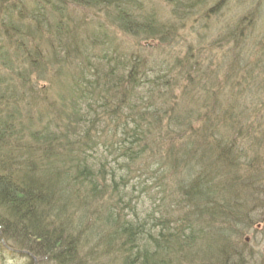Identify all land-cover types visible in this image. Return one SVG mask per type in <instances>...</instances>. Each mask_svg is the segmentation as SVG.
<instances>
[{"label":"trees","instance_id":"obj_1","mask_svg":"<svg viewBox=\"0 0 264 264\" xmlns=\"http://www.w3.org/2000/svg\"><path fill=\"white\" fill-rule=\"evenodd\" d=\"M167 1L183 24L205 3ZM137 4L0 0L1 262L264 264L245 240L264 220V64L251 57L264 37L246 35L258 11L210 43L219 55L199 31L172 55L176 30ZM95 5L144 42H81Z\"/></svg>","mask_w":264,"mask_h":264},{"label":"rangeland","instance_id":"obj_2","mask_svg":"<svg viewBox=\"0 0 264 264\" xmlns=\"http://www.w3.org/2000/svg\"><path fill=\"white\" fill-rule=\"evenodd\" d=\"M136 1L138 3L136 6L139 7H135L134 10L140 11L142 14L141 16L145 17V14H147L155 22L162 25L165 24L164 26L166 25L173 26V28L176 30V35L167 34L168 36L175 37V39L172 37H165V40L162 43L163 46H167L171 50L172 55H176V53L183 54L188 43L197 44V39H195L192 35L199 36L196 33L198 31L201 33H205V37L202 39L203 41L200 40L202 41L200 47H202L205 50L204 53H206L207 55H210L211 53L212 54L216 53L219 55L223 51V49L219 50L220 46L218 45V41L213 43L212 46L210 45V43L216 37L226 36L229 33V30L232 28L231 27L228 29L229 24L237 21L238 19H241L244 15L246 18L247 15L250 14V12H255V9L256 11H258L257 15L255 14L254 17L256 18L257 21L252 22L250 27L248 25L249 29L247 31L248 33L246 34L247 39L249 44H254L255 42H257L258 36L261 35V37H264V0H221L220 5H217L218 0H201L205 3L203 5L200 4L201 6H198L196 8L195 13L193 15L182 20L183 22H186L185 24L178 22L177 18L173 15L171 11V6L168 4L167 0H136ZM211 7L212 10H210ZM76 11L77 13H80L82 11V8H78ZM82 15L87 16V18H89L88 21H92V23L89 24V26L83 32V35L80 36V41L85 44H88L90 41L94 43H102L104 39L102 36H107L109 37L108 40L110 41L111 46H114L117 51L118 43L121 44L122 41L126 40L127 44L130 46V48L125 46L124 49L125 48L131 49L132 47L137 48L139 45L142 44V42H144L141 41V39L139 38L141 35L135 36L133 34L131 35V33H127L121 30L118 27V16L114 14L108 16L107 9L105 8L101 9L99 5L90 7L88 10L86 9V11L82 13ZM143 19L140 18V22ZM242 23H245V21ZM85 33H91L94 34V36L87 38L85 37ZM185 36H187V40L184 38ZM155 41L156 40H154L151 43L159 44V41L158 42ZM263 45H264V41H263ZM121 50L122 47L121 49H119V51ZM167 50L168 49H166L165 51ZM257 51H258V55L262 57V59H260L261 63L264 64V49L261 48L257 50H251V57H253L254 53H257ZM94 53L96 54L97 50H94ZM161 56H163V54L160 50H157L154 53H152V57L156 58L157 60H159ZM56 61L55 60L53 61L54 67L60 64L59 61L58 64L56 63ZM157 67H159L160 69L159 65ZM262 68L264 70V66ZM164 69L165 68L162 67L161 72ZM62 70L63 71L61 72V74L58 75V77H60V81L57 84V81L53 80L54 84L51 86V89L49 90V96L51 95L52 100H55L52 108H50L51 114L52 111H54L56 114L61 111L59 106L62 103L59 104V99L61 98L59 96V93L61 90L65 89V87L68 88L67 84L71 77L69 67L66 66L64 67V69L62 68ZM61 81H63L65 85H63ZM39 84L41 87L45 86L46 84H48L47 86H49V82L46 79L40 80ZM54 93L56 94L54 95ZM55 106H56V110H55ZM65 110L67 111V108ZM111 164L115 165L113 162H111ZM145 205H147V203H145ZM260 211H262L260 213L264 216L263 214L264 209ZM246 236L245 238L248 239L246 241H249L251 239V243L249 247V249H251V252L253 253L256 252L258 255L263 256L264 258V220L261 221V223L256 227L254 232L249 231L246 234ZM0 264H20V263L19 261L15 262V261L7 260L6 262H1L0 260Z\"/></svg>","mask_w":264,"mask_h":264},{"label":"water","instance_id":"obj_3","mask_svg":"<svg viewBox=\"0 0 264 264\" xmlns=\"http://www.w3.org/2000/svg\"><path fill=\"white\" fill-rule=\"evenodd\" d=\"M246 240H248L247 238H246ZM3 242V241H2ZM3 244H4V242H3ZM13 251H15V252H18V253H23L24 251H20V250H15V249H12ZM26 253V252H25ZM34 260V264L36 263V260L35 259H33Z\"/></svg>","mask_w":264,"mask_h":264}]
</instances>
